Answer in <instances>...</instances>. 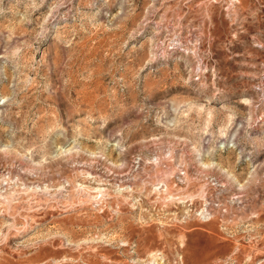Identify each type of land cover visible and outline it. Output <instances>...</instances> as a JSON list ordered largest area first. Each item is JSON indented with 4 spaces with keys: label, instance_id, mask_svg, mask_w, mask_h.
Instances as JSON below:
<instances>
[{
    "label": "rangeland",
    "instance_id": "rangeland-1",
    "mask_svg": "<svg viewBox=\"0 0 264 264\" xmlns=\"http://www.w3.org/2000/svg\"><path fill=\"white\" fill-rule=\"evenodd\" d=\"M0 264H264V0H0Z\"/></svg>",
    "mask_w": 264,
    "mask_h": 264
},
{
    "label": "bare ground",
    "instance_id": "bare-ground-1",
    "mask_svg": "<svg viewBox=\"0 0 264 264\" xmlns=\"http://www.w3.org/2000/svg\"><path fill=\"white\" fill-rule=\"evenodd\" d=\"M173 49V48H172Z\"/></svg>",
    "mask_w": 264,
    "mask_h": 264
}]
</instances>
